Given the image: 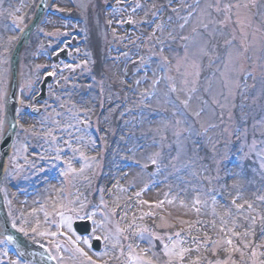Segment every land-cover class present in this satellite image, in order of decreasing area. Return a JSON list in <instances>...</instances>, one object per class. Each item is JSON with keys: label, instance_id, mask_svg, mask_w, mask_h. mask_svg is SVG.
<instances>
[{"label": "rangeland", "instance_id": "1", "mask_svg": "<svg viewBox=\"0 0 264 264\" xmlns=\"http://www.w3.org/2000/svg\"><path fill=\"white\" fill-rule=\"evenodd\" d=\"M35 1L0 0V84L9 80L10 58L19 32L32 19ZM113 1L55 0L52 8L84 17L85 22L73 24L72 19L48 13L22 51L18 94L22 131L0 186L12 223L48 248L56 264H97L92 256L102 264H209L208 258L217 256L215 264H264V255L253 248L254 238L264 248V72L252 58L264 45L260 29L264 28V0H203L193 20L187 13H175L165 29L145 28L140 21L155 6L174 0H133L131 7H118L108 17L104 6ZM188 2L178 0L180 8ZM126 21L135 29L130 39L124 36ZM74 27L96 42L94 48L88 43L91 56L76 64H56L61 69L58 79L48 86L46 99L35 103L38 84L50 69L47 32L61 30L54 34L58 39ZM109 45L114 51L121 46L138 56L121 66L106 63L100 71L111 79H101L91 68L94 56L98 59ZM68 53L74 59L73 51ZM152 54L156 61L151 62ZM163 56L176 71L173 79L159 70ZM144 63L151 66L143 74L138 69ZM156 76L171 79L178 88L175 95L160 90V84H154ZM254 80H258L256 91L251 90ZM133 82L135 89L130 88ZM125 86L130 90L122 94ZM4 90H0V106ZM105 96L111 102L119 97L125 100L118 108L112 103L110 115L100 119L103 125V119L110 121L105 143L117 142L121 130L123 145H129L125 152L137 162L155 165L153 173L126 169L119 174L121 160L113 159L112 172L125 184L122 189L117 186L113 195L122 220L112 215L108 201L96 197V179L84 182L101 167L97 164L101 147L89 135L87 122L90 115L100 116ZM144 105L148 111L142 109ZM26 108H38L40 113L28 115ZM2 115L0 110V139ZM199 130L204 148L195 143ZM64 145L68 148L64 159L71 163L62 168V175L70 171L68 185L58 177H40L42 170L60 166L51 158H63ZM231 152L239 159L231 176L224 177L223 159ZM92 154L94 161H86ZM137 171L142 174L139 178ZM160 179L167 181L158 185ZM218 191L223 193L221 200L212 196ZM90 203L97 207L88 208ZM85 217L95 220V235L105 241L100 254L92 252L87 239L75 235L73 222ZM175 227L195 232V240L201 237V241H169ZM5 245L0 239V264L13 260Z\"/></svg>", "mask_w": 264, "mask_h": 264}, {"label": "bare ground", "instance_id": "2", "mask_svg": "<svg viewBox=\"0 0 264 264\" xmlns=\"http://www.w3.org/2000/svg\"><path fill=\"white\" fill-rule=\"evenodd\" d=\"M90 42H91V45H92V47L94 48V46H96V42H94V40L92 41V40H90ZM95 54H97V55H99V53L98 52H96L95 51ZM98 59H97V57H95L94 58V61H97ZM116 71H117V69H116ZM118 72V71H117ZM96 73H97V68H96ZM82 82V81H81ZM83 82H84V80H83ZM163 88H160V90H162ZM137 174V173H136ZM138 175V177L137 178H139L140 176H141V174H137ZM128 214H129V216H131V213L130 212H128Z\"/></svg>", "mask_w": 264, "mask_h": 264}, {"label": "water", "instance_id": "3", "mask_svg": "<svg viewBox=\"0 0 264 264\" xmlns=\"http://www.w3.org/2000/svg\"><path fill=\"white\" fill-rule=\"evenodd\" d=\"M10 143H11V140H9V141L7 142L5 148H4L3 152H2V159H4V157L6 156V154H7V152H8V148H9Z\"/></svg>", "mask_w": 264, "mask_h": 264}]
</instances>
